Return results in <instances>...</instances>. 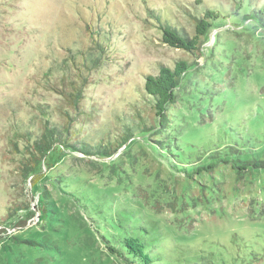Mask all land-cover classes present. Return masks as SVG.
<instances>
[{
	"label": "rangeland",
	"instance_id": "374dc122",
	"mask_svg": "<svg viewBox=\"0 0 264 264\" xmlns=\"http://www.w3.org/2000/svg\"><path fill=\"white\" fill-rule=\"evenodd\" d=\"M263 6L264 0H0V264H121L84 212L45 179L23 176L21 163L46 121L79 119L59 91L81 90L79 109L90 118L70 121L71 134L95 144L101 134L137 129L129 119L139 108L150 126L145 78L180 60L191 70L163 136L186 135L199 156L219 154L221 162L191 179L172 175L137 136L103 159L50 155L43 174L110 192L113 210L131 211L148 231L159 264H264V166L238 171L226 149L234 145L249 161L264 162V33L247 21L248 7ZM207 10L220 18L200 56L161 42L159 24L189 35ZM42 195L52 210L47 217L38 210ZM16 205L28 209L8 220Z\"/></svg>",
	"mask_w": 264,
	"mask_h": 264
},
{
	"label": "trees",
	"instance_id": "16d2710c",
	"mask_svg": "<svg viewBox=\"0 0 264 264\" xmlns=\"http://www.w3.org/2000/svg\"><path fill=\"white\" fill-rule=\"evenodd\" d=\"M248 8L250 14L248 17L250 18L247 21L254 25L257 30H260L259 32L264 33V6ZM219 15L218 12L207 10L202 18H195L194 31L189 35L183 29L177 28L175 24L169 22L159 24L161 42L170 48L200 56L201 47L206 42L214 24L220 18ZM156 20L159 23V17ZM95 45L99 50H103L104 46L96 43ZM190 70V64L180 60L173 69L161 66L157 75L146 76L143 89L151 102L150 111L147 113V118L151 120L150 126L145 123V119L140 115L139 108L134 110L135 113L131 114L129 119L133 124L134 122L138 123L137 129H130L129 126H125V129L123 127L119 134L111 135L110 132L101 134L97 138V142L91 144L86 140L79 142L76 137H72V131L76 133V130L72 128L73 123L71 122L74 121L71 117L69 122L59 126L46 121L42 125L41 135L28 145L30 147L27 148L26 159L21 163L20 169L23 176L33 177V181L38 178L45 179L46 182H50L56 187L63 197L73 201L84 212L92 223L90 228L98 235V238L103 240L104 249L109 255L119 260L121 264H159L157 255L153 256L151 251L149 236L146 238L148 231L140 225L139 219L136 220L131 211L127 209L113 210V203L108 200L110 192L100 190L96 185L88 186L82 179L56 176L53 173L43 174V169L46 166L51 167L46 164L50 155H56L55 157L58 158V156L66 155L68 152L70 154L79 153L86 158L103 159L116 153L130 138L140 136L160 158L170 174H180L191 179L195 174L201 175L206 169L210 171L216 162H221L223 156L209 154V157L216 159V161L207 162L208 155L204 159L199 156L200 154L193 150L197 149L196 146L192 142H187L186 135L181 136L174 131L175 133L171 132L170 138H164V131H162L169 127L171 122L168 117L169 109L176 104V91L182 84L183 76L186 73L188 75ZM73 89L72 92L59 91V94L68 98L69 103L72 104L71 108L77 112L76 116L79 118L74 124H79L80 121L78 120H84L83 118L89 120L90 116L79 109L82 98L81 90L75 86ZM160 129L161 131H159ZM74 135L76 136V134ZM25 138L26 140L29 139L26 135ZM226 149L235 153L237 159L234 162L237 165L233 168L238 171L245 170L250 164L257 168L264 166V162L260 159L251 158L249 161L250 159L246 157L242 149L238 150L234 148V145H228ZM226 155L227 152L224 156L226 157ZM46 199H48L46 195H42L39 201L41 205L38 210L42 217L52 214V210L47 209ZM48 204L50 206V203ZM22 207V205L13 207L10 210L8 220L13 219L18 211L28 209V207ZM24 224L26 222L22 221L21 225ZM27 243L36 245V247L43 246V243L39 241H27ZM191 264L198 263L193 262Z\"/></svg>",
	"mask_w": 264,
	"mask_h": 264
}]
</instances>
